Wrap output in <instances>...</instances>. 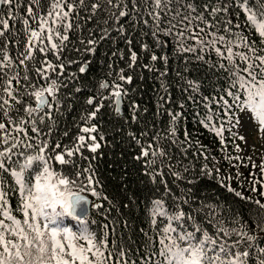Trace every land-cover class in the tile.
<instances>
[{"label":"trees","instance_id":"16d2710c","mask_svg":"<svg viewBox=\"0 0 264 264\" xmlns=\"http://www.w3.org/2000/svg\"><path fill=\"white\" fill-rule=\"evenodd\" d=\"M54 3L55 0H13L10 5H0V18L9 24L4 37H0V47L11 61L10 66L0 71L3 77L0 83L7 86L11 77H23L25 72L29 77L27 81L20 79L19 84L12 81V87L18 89L14 94L23 103L10 101L13 107L9 110L12 118L24 121V132L15 131L8 117L0 116V122L7 125V132L0 131V138L8 140V144L0 143V151L16 144L11 149V160L18 164L10 166L16 168L27 156L39 154L38 146L47 142L44 155L53 172L73 179L86 169L95 174L92 187L99 197L90 195L92 189L82 193L90 198L91 204L100 207H90L86 225L71 220H66L65 225L73 232L86 226L95 239L103 241V256L110 257L105 264H160L163 257L152 255L150 259L149 256L159 253L163 247L160 244L163 229L169 226L171 215L181 210L194 217L195 223L186 216L184 221L172 222L173 227L184 224L187 230L195 231L199 225L212 235L219 228L243 230L256 236L259 246L264 247V231L257 226L264 225V208L255 203L264 204V189L257 185L255 196L259 200H256L249 195L250 188L237 187L239 180L234 178V186L243 191L237 195L234 187L229 191L214 169L215 164L224 168L227 156L233 154L230 134L226 130L225 137L218 134L219 127L226 125L223 113L232 108L228 107L231 97L242 92L230 88V84L239 77L250 79L246 72L240 71L247 64L234 54L247 55L254 73H264V68L254 59L255 55L264 56V51H260L264 44L259 43L254 28L246 23V13L237 0H165L161 8H156L153 0H135V3L133 0L111 3L60 0L61 8L53 10ZM67 4L72 5V11L64 17ZM93 4L99 7L93 9ZM246 6L257 11L261 0H247ZM224 7L227 11H214ZM121 11L127 16H119ZM154 14L159 15V22ZM45 19L47 23L42 29ZM169 28L171 35L166 34ZM181 29L182 37L177 35ZM30 31L40 36L34 41L33 58L22 65L20 53L26 51L29 40L33 39ZM62 36L67 39L61 40ZM240 36L254 42L255 53L241 43ZM48 37L58 46L57 50L52 49ZM229 47L232 54L227 51ZM188 48L192 50H184ZM133 53L135 61L131 59ZM152 55L167 59L153 61ZM49 63L53 68L44 74L46 80L38 69ZM81 67L86 71L81 73ZM258 79L264 80V74ZM52 80L60 84L56 92L60 103L53 102L51 111L45 107L29 117L22 109L35 107L36 103L28 93L48 86ZM101 84L107 87L102 88ZM117 86L123 94L119 112L115 111L112 96ZM229 91L234 95L230 96ZM89 98L94 101L92 105L87 103ZM96 107H100L96 118L86 121L85 117ZM173 114H178L175 121ZM90 126H95L96 132L81 131ZM33 127L39 129V134L32 131ZM79 136H84L88 145L93 141L87 138L94 136L100 147L96 152L83 147L74 157H66L75 162V167L48 159L64 151L65 146L74 147ZM56 144L61 147L55 148ZM149 145L152 147L148 148ZM224 146H228L226 153ZM142 148L150 155L138 160ZM152 152L157 155L152 156ZM149 160H155V164L146 167ZM173 173L179 174V178ZM35 174L29 169L25 172L26 180ZM89 174L84 171L74 190L87 184ZM125 175L126 188L122 186ZM0 178L4 180L9 211L23 218L22 211L17 210L21 192L17 191L12 176L2 173ZM157 199L168 215H153V201ZM176 235L172 233L173 237ZM219 236L222 240L229 239L224 232H219ZM235 239L238 237L233 234L231 240ZM246 243L242 242L240 247ZM121 250L123 256L119 254ZM251 251L253 259L249 264H259L255 249ZM27 260L26 257V264Z\"/></svg>","mask_w":264,"mask_h":264},{"label":"snow or ice","instance_id":"6c2138e0","mask_svg":"<svg viewBox=\"0 0 264 264\" xmlns=\"http://www.w3.org/2000/svg\"><path fill=\"white\" fill-rule=\"evenodd\" d=\"M37 2V0H34ZM109 3L112 0H108ZM135 3V0H133ZM156 8H161L162 3L165 0H153ZM241 8L246 13V23L253 27L255 33L259 36V43L264 44V0H261V7L257 11H253L251 7H247V0H237ZM13 0H0V5L12 4ZM68 12H63V16L67 17L68 13L72 11V5L67 4ZM191 7V5H188ZM98 4H93L92 8H98ZM61 8L60 0H55L53 4V10ZM194 10V9H193ZM227 11V8L214 9V11ZM62 11V9H61ZM29 15L32 14L31 7L28 8ZM51 16L52 13L50 12ZM179 15V13H177ZM119 16L126 17L127 13L121 11ZM154 19L159 22L160 17L158 14H154ZM183 19H187L184 17ZM47 20H43L41 23V28L43 29L44 24ZM230 23V22H229ZM27 24V21H25ZM0 37H4L5 32L9 28L8 20L0 18ZM177 27V25H172V28ZM186 27V26H185ZM159 23H157V31H159ZM167 35L172 34L171 28L166 32ZM30 35L33 38L29 40V45L26 47V51L20 53L22 59L20 63L23 65L26 60L33 58V48L35 47V38L40 36V33L36 31H30ZM156 35V32L153 33ZM178 36H183L184 31L181 29L177 32ZM103 38V37H102ZM49 43L53 50H57L58 46L51 43V37H48ZM66 36H62L61 40H66ZM224 37H218V40H223ZM239 40L244 44L250 52L255 53V48L253 46L254 42H249L245 37L240 36ZM88 43H94V41H89ZM202 43V41H201ZM212 43H216L213 40ZM239 46V45H237ZM181 47H183L181 45ZM185 51L192 50L190 48L184 49ZM40 51H44L43 48ZM227 51L232 54V49L229 47ZM260 51H264L261 48ZM234 55L240 56V58L247 64V67L240 69V71L246 72L250 79H245L244 77H239L233 80L230 84V88H237L238 90H243L246 95L242 103V111L247 110L251 113V119L258 124V131H264V80L258 79V76L264 73H254L253 65L249 61L247 55H242L240 53H235ZM131 59L136 60V54L133 53ZM151 59L156 61L158 59H164L166 57H158L152 55ZM230 59V57H229ZM255 60L259 61V65L264 68V56L255 55ZM11 61L9 57L4 54V48L0 47V71L4 67L10 66ZM62 68L63 66L60 65ZM53 68L52 64H47L45 68L38 69V72L44 76L47 80L48 77L44 75L48 69ZM54 70V69H53ZM84 67L80 68V72H85ZM236 75V73H233ZM3 77L0 76V80ZM28 80V74L25 72L23 77L17 78V76L11 77L7 81V86L0 83V116L8 117L9 121L14 125V130L17 132H24L22 127L23 120H15L9 115V110L13 107L10 101H15L16 104H22L23 101L19 97L18 89L12 87V81L15 80L19 84V80ZM121 79H127L129 82L130 77H121ZM60 84L56 80H52L51 83L43 87L42 89H34L32 92L28 93L30 96L35 98V107H23V111L32 117L34 113L42 111L45 107L51 111L53 107V102L57 105L60 101L56 98V92L58 91ZM28 87V85H25ZM101 87H107L105 84H101ZM79 91V89H77ZM7 98H5V95ZM228 94L234 95L233 92L229 91ZM122 92L117 86V90L112 93V96L116 97L115 100V110L119 111L120 101L122 99ZM51 97V100L48 98ZM238 99V97H237ZM89 105L94 103L92 98L87 100ZM227 103V102H226ZM231 107V105H228ZM17 112L21 109H17ZM100 111V107H96L94 111H91L85 120L95 119L97 113ZM45 115H48L46 113ZM178 114H173V121L177 118ZM49 118H51L49 116ZM42 119V118H41ZM240 123V121H237ZM95 126L84 127L81 129L85 133L96 132ZM0 131L7 132V125L0 122ZM33 132L39 134V129L33 127ZM220 134V133H218ZM87 139L92 140L93 143L88 145L85 143V137L79 136L78 143L74 147L65 146L64 151L57 152L54 157H48V159H54L61 165H73L75 167V162L71 159H66V157H74L81 148L87 147L91 152H96L100 147L98 143H95L96 138L94 136H89ZM103 139V137H101ZM243 139V137H241ZM0 143L8 144L7 139L0 138ZM16 144L13 143L10 148H5L0 151V174L8 173L14 179L16 184L19 186L21 192V204L18 211H22L24 219L23 221L17 220L11 215L8 209L7 193L3 191L4 180L0 178V264H26L25 258L27 257V264H105V260L110 258H105L103 252L101 251V245L103 241H98L95 239L94 235L88 232L87 227H82L78 232H73L68 226L65 225L66 220L76 221L78 225H86L87 217L89 214L90 207H100V205L91 204L90 201L83 195L82 192L92 189L90 195L99 197L92 187L94 184V173L90 169L83 170L77 173L76 178L73 179L70 176L62 175L60 173L53 172L47 163L44 152L48 148L47 142H44L39 148V154L29 155L23 165H19L18 170L11 167L12 164H18V161L11 160V149H14ZM32 147V145H28ZM60 144H56L55 148H60ZM149 145L148 148H151ZM150 155L147 149L141 151L140 156L136 159H141L142 157H148ZM152 156L157 155L156 152L151 153ZM163 155V152L160 153ZM155 164V160L146 161V167H151ZM255 166V165H254ZM32 169L36 172L35 176L31 179L26 180L24 173ZM264 170V166H261ZM84 171H89V176L87 177V184L79 187L78 190H74L77 185V181L83 176ZM150 174V173H145ZM159 175V173H156ZM179 178V174L173 173ZM123 187H127L128 178L127 175L122 177ZM34 181V182H33ZM192 183V181H189ZM229 191L233 189L229 188ZM239 195V193H237ZM242 199H246L242 197ZM255 203L260 207L264 208V204H260L259 201ZM154 209L153 215L164 214L168 215L163 209L162 202L160 200L153 201ZM125 207H129V204H125ZM187 216L188 220H192L195 223V218L188 215L184 211L176 212L171 215L169 226L163 229V238L160 240V244L163 245L158 255L163 257L160 264H249V261L253 259V252L251 249H255L257 256L255 257L259 264H264V247L259 246V241L256 236L250 235L248 232L236 229L226 230L219 228L216 235L210 234L207 230L202 229L199 225L195 227V231L187 230L184 224H179L177 227L172 226V222L184 221ZM5 220L11 221L10 225L4 223ZM42 222V223H40ZM260 227L261 231H264V225H257ZM107 227V226H105ZM177 228L180 229L177 232ZM27 229V231H26ZM7 232L11 235H15L19 241H23V244L14 243L13 241L6 240L4 233ZM219 232H224L227 240H222L219 236ZM172 233H177L175 237ZM197 233H200L198 236ZM31 234V238H30ZM238 237V239L231 240L232 235ZM46 237V239H45ZM83 240L85 243L79 244L77 241ZM231 240V242H229ZM167 241V243H165ZM180 241L181 243H177ZM247 241L243 248H241L242 242ZM256 241V243H252ZM10 246V247H9ZM23 248V251L21 249ZM121 256L124 255L123 250L119 253Z\"/></svg>","mask_w":264,"mask_h":264},{"label":"rangeland","instance_id":"374dc122","mask_svg":"<svg viewBox=\"0 0 264 264\" xmlns=\"http://www.w3.org/2000/svg\"><path fill=\"white\" fill-rule=\"evenodd\" d=\"M234 104L238 109L228 124L233 138V154L227 156L228 162L224 169L218 166L217 173L227 186H233L234 178L239 180L238 187L246 185L252 189V195L257 185L264 188V170L261 169L264 166V131H258L259 126L251 119V113L246 109L242 111L241 102L235 101ZM224 151H228V146L224 147Z\"/></svg>","mask_w":264,"mask_h":264},{"label":"water","instance_id":"95a60500","mask_svg":"<svg viewBox=\"0 0 264 264\" xmlns=\"http://www.w3.org/2000/svg\"><path fill=\"white\" fill-rule=\"evenodd\" d=\"M115 100H116V98H115ZM120 108H121V101H120ZM120 108H119V111H120ZM116 111V110H115ZM119 111H116V112H119ZM81 195H83V196H85L89 201H90V199L86 196V195H84L83 193H81ZM89 215V214H88Z\"/></svg>","mask_w":264,"mask_h":264}]
</instances>
